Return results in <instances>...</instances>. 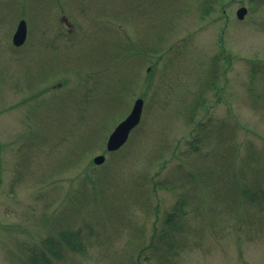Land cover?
Listing matches in <instances>:
<instances>
[{
    "label": "rangeland",
    "instance_id": "rangeland-1",
    "mask_svg": "<svg viewBox=\"0 0 264 264\" xmlns=\"http://www.w3.org/2000/svg\"><path fill=\"white\" fill-rule=\"evenodd\" d=\"M61 230L51 264H264V0H0V264Z\"/></svg>",
    "mask_w": 264,
    "mask_h": 264
},
{
    "label": "water",
    "instance_id": "water-1",
    "mask_svg": "<svg viewBox=\"0 0 264 264\" xmlns=\"http://www.w3.org/2000/svg\"><path fill=\"white\" fill-rule=\"evenodd\" d=\"M246 13V8L240 7L236 11L238 18H243ZM26 38V23L24 20H20L16 26V29L12 35V44L14 46H20ZM142 99L138 98L134 101L133 106L129 114L119 122L113 131L108 136L106 142V150L108 152L119 149L127 140L130 130L139 122L141 110H142ZM105 160L104 155H96L92 161L94 164H102Z\"/></svg>",
    "mask_w": 264,
    "mask_h": 264
},
{
    "label": "trees",
    "instance_id": "trees-1",
    "mask_svg": "<svg viewBox=\"0 0 264 264\" xmlns=\"http://www.w3.org/2000/svg\"><path fill=\"white\" fill-rule=\"evenodd\" d=\"M174 209L176 211H179L178 208H174ZM176 211L173 212L174 213L173 215H176L175 214ZM166 221L169 224L168 227L169 226L173 227L172 223L170 222V219L167 218ZM169 229L172 228L169 227ZM167 234H168L167 230L164 229L159 235L160 239H164V238L166 239ZM76 235L77 234H74L70 231L66 232L64 230L63 231L61 230L57 234L58 239L56 238L53 239L51 236L44 237V239L41 240V243L37 248L27 250L26 259L22 261L21 264H51L52 257L54 258L61 257L60 249L61 247H63L61 242L64 243L67 247H69L71 250L78 251V249H80L79 247L80 244L79 242L77 243V241H79L77 239L79 236L76 237V239H74ZM165 244L167 247L173 246L170 241L165 242Z\"/></svg>",
    "mask_w": 264,
    "mask_h": 264
}]
</instances>
